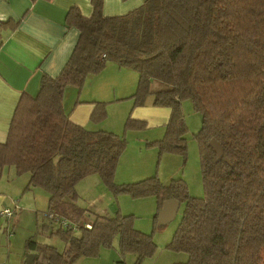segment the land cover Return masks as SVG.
Masks as SVG:
<instances>
[{
  "label": "trees",
  "instance_id": "trees-1",
  "mask_svg": "<svg viewBox=\"0 0 264 264\" xmlns=\"http://www.w3.org/2000/svg\"><path fill=\"white\" fill-rule=\"evenodd\" d=\"M91 6L88 17L69 9L66 22L79 37L68 61L57 76H43L35 96L20 97L0 143V168L28 173L26 189H44L46 212L68 221L52 232L63 251L32 237L25 241V253L37 254L32 264H74L115 239L120 255H134L132 264L155 253L152 235L136 229L131 215L94 214L90 228L78 225L86 209L77 203L75 186L89 175L114 193L154 196L158 211L165 200L183 202L167 245L185 254L180 264H264V0H143L121 15H105L103 0ZM107 62L137 72L134 107L151 96L152 105L170 109L164 135L150 142L160 152L186 155L181 103L191 101L201 116L194 138L203 197L191 196L181 178L113 182L125 138L80 126L62 108L65 86H82ZM154 82L161 86L152 89ZM105 113V103L96 102L90 118ZM125 126L145 128V122L129 115ZM211 139L222 145L223 158L217 159Z\"/></svg>",
  "mask_w": 264,
  "mask_h": 264
},
{
  "label": "crops",
  "instance_id": "crops-1",
  "mask_svg": "<svg viewBox=\"0 0 264 264\" xmlns=\"http://www.w3.org/2000/svg\"><path fill=\"white\" fill-rule=\"evenodd\" d=\"M142 2L143 0H103V13L125 14ZM72 7L78 9L83 16L91 15V0H0V143L6 140L20 97L35 96L43 76H57L68 61L79 37L78 29L66 22L67 13ZM86 79L82 86L67 85L63 91L62 108L72 122L95 130L90 116L96 102H115L112 106L119 107L111 109L112 112L121 113L119 102L125 101L127 105L124 106H130L131 118L145 122L148 130L155 129L157 137L164 135L170 115L168 107L152 105L151 96L142 106L134 107L133 101L130 103V96L135 92L138 81V74L133 69L107 62L99 73ZM156 87L153 83L152 89ZM10 168L13 170L10 177L12 180L16 173L13 167ZM129 171H140V168H131ZM7 177L8 180L9 176ZM18 189L20 191V186L16 190ZM40 194L42 193H32L26 203L32 200L35 205L38 197H42ZM104 195L101 192L89 200L82 223L91 224L94 214H103L97 212L95 203ZM46 196L47 203L48 195ZM5 202V196L0 192V211L8 208ZM12 202L14 207L18 205L13 199ZM20 216L18 214V219ZM61 246L65 249L64 243ZM23 251L25 254V250ZM120 260H123V264H132L134 255H120L116 239L112 247L101 248L97 256L80 257L74 264H116Z\"/></svg>",
  "mask_w": 264,
  "mask_h": 264
},
{
  "label": "rangeland",
  "instance_id": "rangeland-1",
  "mask_svg": "<svg viewBox=\"0 0 264 264\" xmlns=\"http://www.w3.org/2000/svg\"><path fill=\"white\" fill-rule=\"evenodd\" d=\"M154 83L155 86L157 85L156 88L161 86L159 82ZM130 101L132 103V99ZM99 102L105 103L106 113L102 119L92 121L93 129L111 131L123 136L126 140L125 149L119 157L113 176V182L116 185L136 182L151 176L157 177L164 184L172 179L181 178L191 196L199 198L204 196L198 145L194 138V133L201 127V116L193 109L190 100L186 99L181 103L187 127L185 156L177 152H160L156 143H150L160 139L158 135H155V129L125 126L130 111L129 105L124 106L127 105L125 101L119 102L122 107L121 113L112 112L114 108L119 107L112 106L115 102L107 100ZM131 168H140V171H129ZM12 173L13 170L10 167L0 168V192L5 196V205L14 211L9 220L3 216L0 217V264H22L25 240L29 237L57 246L59 251H63L64 248L61 246L63 242L52 234L59 224L48 220L45 216L48 204L46 203L47 192L41 187L26 189L28 173L15 174L10 180ZM7 176H9L8 180ZM19 186L20 191L19 189L17 191ZM75 190L78 195L77 203L85 209L88 208L89 200L104 192V197L95 203L97 212H103L107 216L131 215L136 229L152 235L156 245L155 253L145 257L141 264L147 262L150 264H180L185 261L184 253L174 252L167 247L180 222L184 210L183 202L179 204L174 218L159 227L154 218L158 211L154 196L133 197L127 192L114 193L100 180L98 175H89L81 179L76 183ZM38 192L42 193L40 194L42 197H38L35 205L32 200L26 203L32 193ZM12 199L18 202L16 207L13 202L11 203ZM18 214L21 215L19 219ZM79 231L75 229L74 234L79 235ZM17 261L20 263H16Z\"/></svg>",
  "mask_w": 264,
  "mask_h": 264
},
{
  "label": "water",
  "instance_id": "water-1",
  "mask_svg": "<svg viewBox=\"0 0 264 264\" xmlns=\"http://www.w3.org/2000/svg\"><path fill=\"white\" fill-rule=\"evenodd\" d=\"M209 146L216 154L217 159L223 158V147L218 141L211 139L209 141ZM224 161L229 163L226 157H224ZM179 204L180 202L176 199L165 200L157 213V223L159 225H164L172 220L177 212ZM36 255L37 254L34 252H26L24 254V264H32Z\"/></svg>",
  "mask_w": 264,
  "mask_h": 264
},
{
  "label": "built area",
  "instance_id": "built-area-1",
  "mask_svg": "<svg viewBox=\"0 0 264 264\" xmlns=\"http://www.w3.org/2000/svg\"><path fill=\"white\" fill-rule=\"evenodd\" d=\"M16 207V206H15ZM14 211L13 209H11L10 207L8 208H3L0 211V215L5 217L7 220H9L11 218V216L13 215ZM45 216L48 220L54 221L59 223L62 226H66L68 221L66 219H63L62 217H59L55 214H52L50 212H45ZM82 220V219H81ZM78 225L84 228H90L91 224L90 223H82L81 221L78 222ZM116 264H120V263H116Z\"/></svg>",
  "mask_w": 264,
  "mask_h": 264
}]
</instances>
